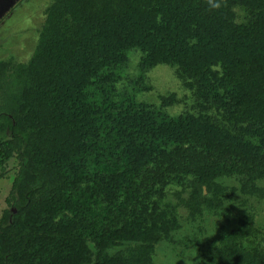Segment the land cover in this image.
Here are the masks:
<instances>
[{
  "label": "trees",
  "instance_id": "16d2710c",
  "mask_svg": "<svg viewBox=\"0 0 264 264\" xmlns=\"http://www.w3.org/2000/svg\"><path fill=\"white\" fill-rule=\"evenodd\" d=\"M45 11L39 53L26 65L0 62V165L17 158L5 198L12 209L0 214V264H40V236L23 226L34 217L33 230L62 200L76 209L90 198L133 202L120 225L112 220L113 229L96 236L155 242L158 216L171 214L162 192L183 152L202 159L189 178L179 173L192 200L216 175L264 170V0H52ZM136 54L139 74L118 86ZM159 64L174 68L190 93L193 104L181 114L138 101ZM122 158L144 163L160 184L157 201ZM92 207L80 211L114 215L111 205ZM136 207L150 211L147 221ZM240 224L218 240L215 264L264 261V233ZM112 261L146 264L104 255L99 264Z\"/></svg>",
  "mask_w": 264,
  "mask_h": 264
},
{
  "label": "rangeland",
  "instance_id": "374dc122",
  "mask_svg": "<svg viewBox=\"0 0 264 264\" xmlns=\"http://www.w3.org/2000/svg\"><path fill=\"white\" fill-rule=\"evenodd\" d=\"M51 1L0 0V62L7 65H26L34 54L39 53L37 46L40 34L47 30L45 10ZM139 56H131L128 69L118 86L129 87L136 79ZM44 57L50 60L49 56ZM146 80L148 89L142 88L143 92L138 96V101L162 106L171 115L181 114L193 104L190 93L177 78L175 69L169 65L159 64L153 67L146 73ZM4 89L5 84L0 82V99ZM163 101L172 104L166 106ZM191 154L183 152L175 160L176 174L162 192L164 205H161L171 214L158 216L162 222L159 223V237L156 236L155 242L145 244L133 238H116L117 240L111 241L96 236L98 231L112 230V220L120 225L122 221L117 217L126 211L125 207L130 209L133 202L120 207L121 203L117 204L112 199L108 204L101 199L98 201L90 198L84 203L85 208L94 210L92 206L96 203L111 205L114 215L96 216L99 212H95L88 216L80 211L85 208L76 209L73 203L62 200L54 209L36 217L33 230L31 227L34 217H30L23 226V230L31 236L33 233L40 236L36 241L40 244V264H47L50 260L59 264H99L102 255L109 258H127L129 261L140 259L146 264H215L217 259L212 252L218 240L227 232L240 227L241 222L245 221L264 233V170L251 174L216 175L210 179L209 185H200L197 188V197L192 200L189 198L191 189L187 188L189 181H184L179 175L184 172L185 177L189 178L198 170L202 159ZM121 162L130 168L124 167L129 173L136 171L141 178H146L149 200L157 201L156 190L160 184L149 178L144 163L130 166L134 161L124 158ZM151 166L152 164L148 165V168ZM16 169V157L0 165V214L4 209H12L6 205L5 198L9 194ZM218 187L224 189V192L218 193ZM118 192L119 197L124 194L121 190ZM135 215L143 221L151 216L149 210L137 207ZM82 217L87 225L84 229L87 231L85 235H81L85 225ZM166 218L169 221L167 225ZM262 244L264 247V243ZM112 262L118 264L117 261ZM259 264H264V261Z\"/></svg>",
  "mask_w": 264,
  "mask_h": 264
}]
</instances>
